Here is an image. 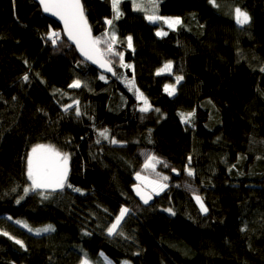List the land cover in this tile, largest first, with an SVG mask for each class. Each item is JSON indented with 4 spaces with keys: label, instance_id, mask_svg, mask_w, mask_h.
<instances>
[{
    "label": "trees",
    "instance_id": "16d2710c",
    "mask_svg": "<svg viewBox=\"0 0 264 264\" xmlns=\"http://www.w3.org/2000/svg\"><path fill=\"white\" fill-rule=\"evenodd\" d=\"M81 1L113 75L81 60L34 0H0V264H264V0H153L155 14L120 0L119 19L112 0ZM165 62L171 73L151 74ZM36 145L69 155L71 188L25 194ZM136 173L167 185L148 205Z\"/></svg>",
    "mask_w": 264,
    "mask_h": 264
},
{
    "label": "snow or ice",
    "instance_id": "6c2138e0",
    "mask_svg": "<svg viewBox=\"0 0 264 264\" xmlns=\"http://www.w3.org/2000/svg\"><path fill=\"white\" fill-rule=\"evenodd\" d=\"M119 3L120 0H112V8L115 13L114 19H119V17L122 15V13L119 11ZM210 3H214V0H210ZM40 6L43 8L44 12L50 13L53 16H56L63 22L64 25V32L66 33L69 40L73 41L77 48L80 50L81 54L88 60H92L93 63H99L101 67L107 68L108 71H112L111 67H108L107 63L103 60L104 52L101 51V49L98 47L101 43H104L105 41H102L100 38H94L91 35V29L89 28L88 21L84 14L83 5L81 4V0H39ZM134 10H143L142 5L136 4L134 2L133 4ZM235 16H236V22L238 24H247L250 22L249 15L242 11L239 7L235 9ZM150 22H155L156 20L163 19L166 24L170 28H174L176 25L180 24V18H168V17H159L157 15H146L145 17ZM105 23L108 25H112L113 20L107 19L105 20ZM107 32L105 33V36H107ZM158 36L167 35L165 32H157ZM60 37V33L50 31L48 34V38L52 41V43L55 45L57 43V40ZM111 39L115 41V35L113 33ZM128 46H132V37H128ZM108 52H112V46L111 44L107 47ZM123 59L121 54V60ZM130 67V66H129ZM171 63H167L164 65V67L160 70H158L157 75H159L163 71H170L171 70ZM261 71H264V69H261ZM104 76H101L100 79H104ZM25 81L28 80V76L25 75L23 77ZM183 79L182 76L176 77V82L179 83ZM81 82L79 80L74 81L73 84L69 85V87H80ZM139 90H137L138 92ZM165 91L168 92V94L171 96L175 92V86L174 85H166ZM137 99H143L144 100V107L140 109L141 112H147L150 108V105H148L147 100L143 97V94L140 93L137 96ZM156 111H159V109H156ZM77 114L79 115V109H77ZM193 116V113H188L186 116L181 115L182 122H188L191 117ZM101 136L107 137V129H105L103 132L100 133ZM99 142V141H97ZM112 143H116L115 140L112 141ZM155 157H149V160H155ZM68 160L69 155L66 153H60L57 151L53 146L51 145H36L31 149V152L27 156V176L28 179L31 181V189L25 188V194H27L30 190L35 191L36 189H52L53 191L56 189H62L65 186L72 187V185L67 184V178H68ZM159 163L160 161H156ZM146 163L145 167H148ZM154 167V165H152ZM167 167V165H165ZM188 175L191 176L192 170L189 168L187 169ZM139 173H137V179H140ZM164 180H167L168 177H163ZM166 184H160L158 185V191L157 194H159V191H163L164 188H166ZM137 195L141 196V199L144 200V203H147L149 199H151V196L145 197L143 194H141L140 189L137 187L136 189ZM73 191H80V189L74 188ZM42 196H44V193H41ZM46 199L47 196H44ZM23 199V197H21ZM194 199L197 201L198 204H200V208L202 212H207V208L204 207V204L202 203V199L200 196H194ZM19 203V200L17 201ZM166 211L171 212L173 215H175L174 212H172V209H166ZM128 212L127 208H121L120 209V215L116 217L115 222L107 229L108 234L111 236L113 233L117 232L118 226L121 222V220L124 218L125 214ZM16 223H21L20 221H16ZM24 227H28L26 224ZM30 232L32 231L31 228L28 229ZM37 234H40L41 232H50L54 231V228L52 225H47L43 228H39L35 230ZM5 236H8L9 239H14V237L10 236L7 232L2 233ZM15 243L19 244L22 248L24 247V244L20 240H15ZM81 264H88L87 260H83Z\"/></svg>",
    "mask_w": 264,
    "mask_h": 264
},
{
    "label": "rangeland",
    "instance_id": "374dc122",
    "mask_svg": "<svg viewBox=\"0 0 264 264\" xmlns=\"http://www.w3.org/2000/svg\"><path fill=\"white\" fill-rule=\"evenodd\" d=\"M135 3L136 4H139V5H142V7L144 8V9H146V7H148V10L149 11H151L153 14H155V2L153 1V0H135ZM216 2L214 1V4H215ZM235 9L236 8H233V11H232V13L234 14V17H235V19H236V16H235ZM159 17H168V18H177V17H170V16H160V15H158ZM181 21V20H180ZM155 22H160V23H163L164 25H166V26H168V24H166L165 22H164V20L163 19H160V20H156ZM179 25V24H178ZM177 26V25H176ZM175 26V27H176ZM169 27V26H168ZM174 27V28H175ZM170 28V27H169ZM157 32H164V30H162V29H159V30H157ZM167 63H169V62H165V63H156L153 67H152V69H151V74H154V75H157V72H158V70H160V69H162L163 67H164V65L165 64H167ZM171 70H172V67H171ZM171 70L170 71H163V72H161L160 74H165V73H171ZM73 84V83H72ZM177 82L175 81V83H171V84H167V85H174L175 86V92H176V87H177ZM175 92H174V94H175ZM168 93V92H167ZM173 94V95H174ZM172 96V95H171ZM139 175H140V179H137V173L134 175V179H135V182H136V184H139V185H141L143 188H145L146 190H148L150 193H152V195H154V196H157V195H159V194H161L166 188H164L163 189V191H159V194H157V191H158V185H160V184H166L165 182H163V181H160V180H158V179H156V178H152V177H150V176H147V175H144V174H142V173H139ZM195 202H196V204L198 205V207H199V209H200V211H201V208H200V204H198L197 203V201L195 200ZM205 207V206H204ZM122 208V207H121ZM123 208H127V207H125V206H123ZM128 209V208H127ZM202 212V211H201ZM202 213H204V212H202ZM127 214V213H126ZM125 214V215H126ZM120 215V211H119V213H118V215L117 216H119ZM116 216V217H117ZM125 217V216H124ZM116 219V218H115ZM115 219H114V221L112 222V224L115 222ZM123 220V219H122ZM121 220V221H122ZM121 223V222H120ZM111 224V225H112ZM110 225V226H111ZM109 226V227H110ZM108 227V228H109ZM107 234H108V231H107ZM114 234V233H113ZM112 234V235H113ZM109 235V234H108ZM111 235V236H112ZM108 259V258H107ZM85 260V259H84ZM109 260V259H108ZM83 261V260H82ZM110 261V260H109ZM87 262H88V264H90V262L87 260ZM81 264V263H80Z\"/></svg>",
    "mask_w": 264,
    "mask_h": 264
},
{
    "label": "water",
    "instance_id": "95a60500",
    "mask_svg": "<svg viewBox=\"0 0 264 264\" xmlns=\"http://www.w3.org/2000/svg\"><path fill=\"white\" fill-rule=\"evenodd\" d=\"M34 1L38 4V6L40 7V10H41V12H42V14H43L44 16H46L47 18L53 20L55 23H57V25H59V27H60V29H61V31H62V34H63V36H64V38L67 40V42L69 43V45H71V46L75 49L77 55L79 56V58H80L81 60H83L85 63H87L88 65H90L91 67H93L94 69H96L98 72H100V73H102V74H105V75H113L114 70H113V68H112V66H111V64H110V62L107 61V60L104 58V56H103V60L107 63L108 67H111L112 71H108L107 68L101 67L99 63H93L92 60H88V59H86V58L81 54V52H80V50L77 48L76 44H75L73 41H71V40L68 39L66 33L64 32V25H63V22H62L61 20H59L58 17L53 16V15H51L50 13H46V12H44L43 8H42V7L40 6V4H39V0H34ZM81 4H82V1H81ZM82 5H83V4H82ZM83 9H84V8H83ZM84 14H85V13H84ZM85 17H86V16H85ZM86 19H87V18H86ZM87 21H88V20H87ZM88 25H89V28L91 29V26H90L89 22H88ZM91 35L93 36L92 29H91ZM173 173L175 174V172H173ZM137 187L140 189L141 194H143L145 197L151 196V199H149L147 203H144V200L141 199V196H140V195H137V192H136V190H135ZM134 192H135V194H136L138 200H139L142 204H144V205H148V204H150V203L153 201V195H152V193H150L148 190H146L145 188H143V187H142L141 185H139V184H137V185L134 187Z\"/></svg>",
    "mask_w": 264,
    "mask_h": 264
}]
</instances>
